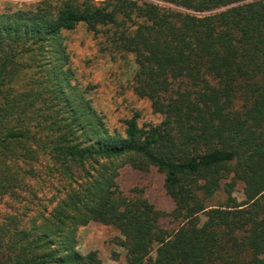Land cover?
I'll list each match as a JSON object with an SVG mask.
<instances>
[{"label": "trees", "instance_id": "trees-1", "mask_svg": "<svg viewBox=\"0 0 264 264\" xmlns=\"http://www.w3.org/2000/svg\"><path fill=\"white\" fill-rule=\"evenodd\" d=\"M155 1L180 10L40 0L0 11V199L18 197L42 160L67 183L49 211L0 214V264H96L75 248L89 223L119 232L128 264H264V0ZM78 25L133 56L134 92L160 122L135 113L108 127L70 66L63 34ZM125 166L162 174L172 210L125 195Z\"/></svg>", "mask_w": 264, "mask_h": 264}, {"label": "rangeland", "instance_id": "rangeland-1", "mask_svg": "<svg viewBox=\"0 0 264 264\" xmlns=\"http://www.w3.org/2000/svg\"><path fill=\"white\" fill-rule=\"evenodd\" d=\"M38 1L0 0V11L23 10ZM147 1L161 8L180 10L160 1ZM63 37L76 80L88 91L92 106L104 117L111 130L121 131L123 120L135 113L138 114L139 125L161 121V117L150 108L148 100L134 92L135 64L132 55L116 52L106 44L102 35L87 31L84 25L65 32ZM46 165L45 160L35 165L36 178L27 182L26 187L17 193L18 197L0 199V214L24 213L30 218L43 207L49 211L63 197V188L67 184L65 179L60 174L48 173ZM163 178L155 169L142 173L125 166L119 172L117 183L125 195L142 194L157 209L168 213L173 203L163 189ZM233 195L238 201L244 199L241 186L236 187ZM52 199L54 202H50ZM218 200L222 202V198ZM161 224L165 228L174 226L168 217L161 219ZM120 238L119 232L113 227L89 223L77 230L75 248L82 254L94 253L96 264H128L126 252L119 245Z\"/></svg>", "mask_w": 264, "mask_h": 264}]
</instances>
